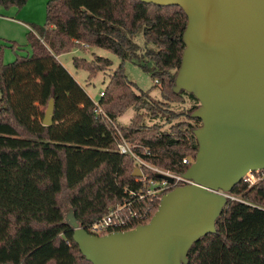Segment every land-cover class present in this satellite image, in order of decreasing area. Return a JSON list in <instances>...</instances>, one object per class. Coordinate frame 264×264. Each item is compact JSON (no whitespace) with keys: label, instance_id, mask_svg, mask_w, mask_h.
Here are the masks:
<instances>
[{"label":"trees","instance_id":"obj_1","mask_svg":"<svg viewBox=\"0 0 264 264\" xmlns=\"http://www.w3.org/2000/svg\"><path fill=\"white\" fill-rule=\"evenodd\" d=\"M27 1L0 0V5L21 8ZM187 23L179 6L50 0L45 27L29 34L33 54L8 63L0 56V264H93L74 241L73 229L63 223V195L83 226L132 200L126 188L139 189L133 175L136 163L116 149L118 130L152 164L174 174L189 168L183 160H195L198 141L193 131L201 125L190 114L200 102L185 90L173 91ZM140 34L146 44L143 52L135 41ZM74 42L108 49L122 60L99 102L57 58L72 50ZM95 57L98 69L112 65L109 58ZM127 60L151 74L163 97L183 101L187 95L195 103L176 111L167 101L151 98L150 92H136L124 71ZM86 61L75 58L74 64L90 70L92 62ZM51 98L54 122L45 125ZM111 104L120 113L136 106L130 125L117 122L119 114ZM143 108L151 119L164 121L149 125ZM173 121L169 130L163 129V122ZM232 193L242 201H228L216 232L191 247L188 264H264V182L248 187L242 181ZM160 199L136 204L148 209L145 223Z\"/></svg>","mask_w":264,"mask_h":264},{"label":"water","instance_id":"obj_2","mask_svg":"<svg viewBox=\"0 0 264 264\" xmlns=\"http://www.w3.org/2000/svg\"><path fill=\"white\" fill-rule=\"evenodd\" d=\"M141 1L179 6L187 15L173 91L185 90L200 102L190 114L201 120L193 131L198 151L182 174L192 183L164 193L147 223L96 235L68 205L63 223L93 264H188L193 244L216 232L229 201L221 191L232 192L246 173L264 169V0ZM54 107L51 98L45 125L53 124Z\"/></svg>","mask_w":264,"mask_h":264},{"label":"rangeland","instance_id":"obj_3","mask_svg":"<svg viewBox=\"0 0 264 264\" xmlns=\"http://www.w3.org/2000/svg\"><path fill=\"white\" fill-rule=\"evenodd\" d=\"M50 0H28L23 7L10 6L5 7L0 5V56L3 62L8 63L16 60L18 57L30 56L33 54V49L29 42L30 31H40L45 27L47 23V4ZM135 41L142 47L141 52L144 51L146 44L142 34L135 37ZM75 46L72 50L60 55V60L69 68L70 73L77 79V81L83 86L90 97L99 102L101 98V92L104 91L110 82L111 76L114 71L119 67L122 60L108 49L92 46L82 42H74ZM151 45V44H150ZM96 55L109 58L112 61L110 67L98 69V63L96 62ZM85 59L86 62H92L90 70L86 68H76L74 59ZM95 59V60H94ZM124 71L128 79L132 81L136 92L141 90L150 92L151 98L163 99L167 101L171 109L181 111L188 109L193 105L194 100L186 95L183 101L172 100L171 97H163L161 94V85L153 79L151 74L139 65L132 61H125ZM121 103V102H119ZM118 102L116 105H121ZM111 104L110 108L117 111L116 105ZM136 106L131 105L127 108H123V111L118 112L117 122L120 125H130L135 113L138 111ZM145 114L144 121L149 125H152L156 121H164L158 119H151L148 110L141 109ZM183 119H186L185 117ZM171 123L163 122V129L169 130ZM195 123V120H192ZM142 134L140 133L138 137ZM191 157V156H190ZM63 203L65 206L64 213L68 210V198L67 195H63Z\"/></svg>","mask_w":264,"mask_h":264},{"label":"built area","instance_id":"obj_4","mask_svg":"<svg viewBox=\"0 0 264 264\" xmlns=\"http://www.w3.org/2000/svg\"><path fill=\"white\" fill-rule=\"evenodd\" d=\"M103 94L104 92L102 91L101 95ZM99 112L108 117L102 108H98V113ZM135 147L136 146L129 142L124 134L118 130L116 149L121 154L132 157L136 163L135 168L141 169L142 175L135 176V182L140 186L138 190L126 188L132 196V200L110 207L105 215L84 226L90 233L105 235L110 232L129 230L139 224H143L148 219V209H142V207L140 209L139 205L136 207L138 202L149 197H152V200H154L157 197H162L164 193L172 190L176 186L192 183V180L185 178L182 174H174L152 164L144 158ZM183 162L190 166L194 162V159L192 157H186ZM159 172L173 176L174 181L170 183L166 179L158 178L156 174ZM242 181L246 183L248 187H252L261 181L264 182V169L246 173ZM221 193L226 195L229 200L242 201L240 196L232 192L221 191Z\"/></svg>","mask_w":264,"mask_h":264},{"label":"crops","instance_id":"obj_5","mask_svg":"<svg viewBox=\"0 0 264 264\" xmlns=\"http://www.w3.org/2000/svg\"><path fill=\"white\" fill-rule=\"evenodd\" d=\"M61 55V54H60ZM60 55L57 56V58L60 60ZM61 61V60H60ZM62 62V61H61ZM63 63V62H62ZM64 64V63H63ZM65 65V64H64ZM65 67L67 68V66L65 65ZM69 70V68H67ZM70 71V70H69ZM71 72V71H70ZM72 74V73H71ZM73 75V74H72Z\"/></svg>","mask_w":264,"mask_h":264}]
</instances>
